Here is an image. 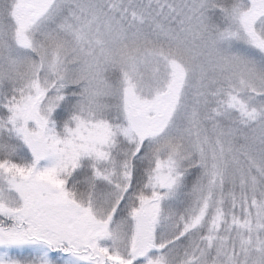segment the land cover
<instances>
[{
  "label": "snow or ice",
  "instance_id": "1",
  "mask_svg": "<svg viewBox=\"0 0 264 264\" xmlns=\"http://www.w3.org/2000/svg\"><path fill=\"white\" fill-rule=\"evenodd\" d=\"M0 264H264V0H0Z\"/></svg>",
  "mask_w": 264,
  "mask_h": 264
}]
</instances>
